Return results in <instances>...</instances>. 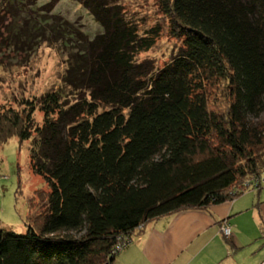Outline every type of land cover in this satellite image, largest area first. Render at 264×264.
Listing matches in <instances>:
<instances>
[{"label":"trees","instance_id":"trees-1","mask_svg":"<svg viewBox=\"0 0 264 264\" xmlns=\"http://www.w3.org/2000/svg\"><path fill=\"white\" fill-rule=\"evenodd\" d=\"M48 1L46 12L24 16L25 0H4L14 50L48 39L69 49L64 88L74 100L57 90L0 109V147L31 141L32 167L50 187L46 197L36 192L43 206L29 200L25 234L0 227V264H113L120 239L149 223L256 190L264 177V0H159L182 42L162 69L137 61L161 27L141 34L120 0ZM58 1L81 5L102 31L91 39L51 14ZM213 82L228 91L220 112L210 108Z\"/></svg>","mask_w":264,"mask_h":264},{"label":"rangeland","instance_id":"rangeland-1","mask_svg":"<svg viewBox=\"0 0 264 264\" xmlns=\"http://www.w3.org/2000/svg\"><path fill=\"white\" fill-rule=\"evenodd\" d=\"M126 16L138 24L141 34L153 27L160 26L162 34L157 40L153 49L142 53L137 57L138 62L151 61L156 68L162 69L168 64L182 47V42L170 35L168 18L161 12L159 0H120ZM48 0H25L27 8L24 16H31L32 13L46 12ZM53 12L64 19L79 26L91 39L102 31L100 25L92 18L89 12L81 5L73 1L52 2ZM4 0H0V109L13 107L21 109L27 100L40 98L42 95L62 90L68 102L74 100L73 92L67 85L64 88L69 69V49L62 42L56 39H48L47 42L32 43L23 46V51L14 50L10 41V34L7 26L12 21V15L6 12ZM210 108L215 111H223L229 106L228 91L226 84L213 82L208 85ZM36 121L43 123V114L36 112ZM31 141L21 143L17 137L11 138L0 147V227L4 230L17 234H25L28 226L32 223L30 219L31 203L43 206L35 195L40 191L44 197L50 191L45 178L35 172L31 164L30 147ZM252 190L237 200L245 203L257 202L258 188ZM264 201V185L261 195ZM35 204L31 207L36 206ZM252 210L245 211L241 218L253 220ZM225 221L220 226L221 234ZM261 228V227H260ZM138 234L132 236L129 246ZM256 240V239H255ZM261 245L259 239H257ZM262 241V240H261ZM263 243V242H262ZM245 256L251 254L252 245L245 238ZM251 245V246H249ZM125 246V248L127 247ZM264 251V246L262 247ZM242 250L237 253L240 254Z\"/></svg>","mask_w":264,"mask_h":264},{"label":"crops","instance_id":"crops-1","mask_svg":"<svg viewBox=\"0 0 264 264\" xmlns=\"http://www.w3.org/2000/svg\"><path fill=\"white\" fill-rule=\"evenodd\" d=\"M261 190L257 202L235 200L209 211H181L151 222L136 232L138 236L113 264H264V251L257 243L264 223ZM249 210L253 220L241 218ZM226 220L233 227L229 239L220 231ZM245 238L252 245L249 256L244 253ZM235 248L242 252H234Z\"/></svg>","mask_w":264,"mask_h":264},{"label":"built area","instance_id":"built-area-1","mask_svg":"<svg viewBox=\"0 0 264 264\" xmlns=\"http://www.w3.org/2000/svg\"><path fill=\"white\" fill-rule=\"evenodd\" d=\"M254 184H256V186L262 187L264 185V177H261L259 179V181L258 180H254ZM250 185H251V183L247 184V186H250ZM253 187H254V185H253ZM259 187H257V188H259ZM141 229L142 228H140V230ZM224 230H225V237L230 238L232 236V228H231L229 223H226L223 226L222 233H224ZM128 242H129V240L126 239V238L120 239V244L118 245L117 251L118 252H122L125 249V246H127Z\"/></svg>","mask_w":264,"mask_h":264}]
</instances>
